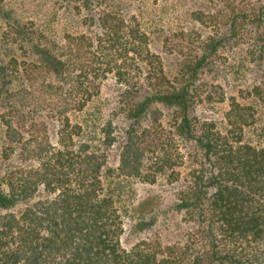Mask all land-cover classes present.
Wrapping results in <instances>:
<instances>
[{
  "label": "trees",
  "instance_id": "trees-1",
  "mask_svg": "<svg viewBox=\"0 0 264 264\" xmlns=\"http://www.w3.org/2000/svg\"><path fill=\"white\" fill-rule=\"evenodd\" d=\"M79 2L86 10L101 4ZM193 14L205 22L202 12ZM90 16L111 27L107 11ZM13 24L16 46L23 40L30 57L0 56V264H264V122L254 105L264 108V0L226 13L171 79L133 13H121V35L109 28L106 43H99L101 52L115 49L121 57L80 56L81 40L89 39L83 33L70 36L76 47L70 56L17 19ZM230 42L241 46L258 75L237 89L254 102L222 88L216 98L206 93L199 100L226 102L217 125L196 114L192 84L206 68L220 71L211 57ZM25 60L43 75L51 134L45 121L23 117L24 88L14 84L30 86L38 75L23 73ZM108 73L121 83L120 134L110 119L93 120L84 111ZM114 143L111 167L107 150ZM127 178L179 182L171 208L194 222L183 243L121 244L124 211L117 198ZM40 188L44 193L36 196ZM149 222L138 219L133 229Z\"/></svg>",
  "mask_w": 264,
  "mask_h": 264
},
{
  "label": "rangeland",
  "instance_id": "rangeland-1",
  "mask_svg": "<svg viewBox=\"0 0 264 264\" xmlns=\"http://www.w3.org/2000/svg\"><path fill=\"white\" fill-rule=\"evenodd\" d=\"M93 2L95 0H92ZM101 4L90 6L86 10L80 5L79 0H0V8L5 12L0 16V56L3 59L17 57V61H23L21 57H30L26 54L23 40L20 46L13 40V21L17 19L31 31L33 37L40 36L48 43L62 45L64 51L74 56L75 39L71 37L83 33L89 39H82L80 56L86 57H121L118 50L105 51L99 46L105 44L111 31L121 35V13L127 11L136 16L140 26L148 37V46L151 51L160 55L162 67L167 77L177 69L178 62L194 58L200 49V44L209 34L219 30V22L226 13L246 7L253 0H98ZM102 10L110 15L108 26H97L95 18L89 19ZM202 12L205 22L194 18L193 13ZM95 17V16H94ZM95 21V22H94ZM109 28L110 32H109ZM71 36V37H70ZM98 37V38H97ZM246 39V38H245ZM119 40H121L119 38ZM89 41V42H87ZM239 44L230 42L224 48L219 49L211 57L212 63L220 68L216 71L206 68L194 79L192 85L195 88L194 104L195 112L201 117L211 118L221 124L222 111L226 102H218L216 93L222 88L224 94H233L240 102L254 100L248 96L242 98L238 95V88L244 89L258 76L252 70L249 57H243V51ZM101 55V56H100ZM26 74H36L39 71L30 63L26 65ZM20 68L23 63H19ZM38 74V73H37ZM36 76V75H35ZM42 73L36 76V80L30 86L16 85V88H24L23 94L24 113L23 117L29 122L39 124L45 121L51 134L52 124L48 123L45 99L46 92L42 90L39 82ZM25 81H28L25 80ZM29 83V82H28ZM210 93L211 99L202 98ZM245 95V93L243 92ZM199 95V96H198ZM257 116L264 122V108L259 107L256 100ZM3 107L0 108V111ZM87 115L94 120V116L101 119H110L113 132L120 134L123 128L121 110V83L117 82L112 73H108L100 84L99 91L90 100L85 110ZM50 112V111H48ZM89 112L91 114H89ZM49 117V116H48ZM54 125V124H53ZM180 151L186 153L188 146L180 144ZM184 159V157H183ZM185 160V159H184ZM107 163L111 167L117 164V149L115 143L107 150ZM187 158L178 167L182 174L186 170ZM179 182H167L163 178H157L153 183L141 182L133 178L123 181V193H121V181L119 182L118 205L124 212L122 214L124 231L120 242L128 247L132 243L144 239L146 241L157 240L161 244H181L185 241L188 231L194 225L187 215L174 211L171 206L176 198V189ZM41 190L36 196L43 194ZM22 206L18 203L16 208ZM125 209V210H124ZM138 219L150 221L140 231L134 230L133 223Z\"/></svg>",
  "mask_w": 264,
  "mask_h": 264
}]
</instances>
